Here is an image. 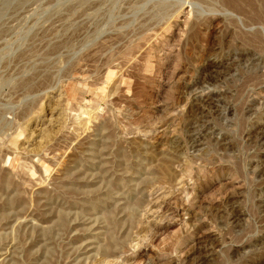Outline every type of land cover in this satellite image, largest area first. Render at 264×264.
I'll use <instances>...</instances> for the list:
<instances>
[{
    "label": "rangeland",
    "instance_id": "1",
    "mask_svg": "<svg viewBox=\"0 0 264 264\" xmlns=\"http://www.w3.org/2000/svg\"><path fill=\"white\" fill-rule=\"evenodd\" d=\"M0 264H264V0H0Z\"/></svg>",
    "mask_w": 264,
    "mask_h": 264
}]
</instances>
